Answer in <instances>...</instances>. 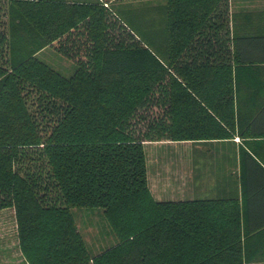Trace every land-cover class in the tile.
<instances>
[{"label": "trees", "instance_id": "16d2710c", "mask_svg": "<svg viewBox=\"0 0 264 264\" xmlns=\"http://www.w3.org/2000/svg\"><path fill=\"white\" fill-rule=\"evenodd\" d=\"M141 2L0 0V210L27 264H264L249 252L264 221L230 195L155 198L144 149L264 133V9ZM246 185L251 214L264 189ZM96 207L117 242L92 255L73 209Z\"/></svg>", "mask_w": 264, "mask_h": 264}, {"label": "rangeland", "instance_id": "374dc122", "mask_svg": "<svg viewBox=\"0 0 264 264\" xmlns=\"http://www.w3.org/2000/svg\"><path fill=\"white\" fill-rule=\"evenodd\" d=\"M133 1L132 5H142V0ZM252 6L256 9H264V0H233L231 4L233 11L252 9ZM38 57L65 76H70L75 70L73 62L51 47L41 50ZM137 126L143 130L142 122ZM144 149L148 184L155 198L166 200L170 197L167 194H178L184 190L188 194L179 196L183 199L223 196L220 190L215 188V174L212 172L215 167L211 164L215 161L213 150L209 152L199 148L193 150V146L189 143L171 140L146 141ZM194 165L201 168L199 169L200 174H198L201 181L199 185L189 180L193 175L190 173L191 167ZM73 214L92 255L100 253L117 242L101 208L73 209ZM0 264H27L18 246L12 208L0 210Z\"/></svg>", "mask_w": 264, "mask_h": 264}, {"label": "crops", "instance_id": "0c3cea01", "mask_svg": "<svg viewBox=\"0 0 264 264\" xmlns=\"http://www.w3.org/2000/svg\"><path fill=\"white\" fill-rule=\"evenodd\" d=\"M232 1L233 0H230L231 10ZM248 10L261 9H256L253 7L252 9ZM258 24L259 23L254 21L253 23L249 24V26H253V28H256ZM183 142L189 143L191 146H193V150H195L196 148H199L200 150H203L205 152L213 150V152L215 153V161L211 164L215 167L212 171L215 174V188L217 190H220L221 195H230L238 197L240 201L242 200V216L245 223L249 221H264V197L260 198L257 201V205H253L257 209L251 214H248L246 212L247 205L244 201V190L247 188V183L249 184V187L253 189V191L257 190L258 192L259 189H264V175H259V171L253 173V170H246V164L244 161V153L248 152L258 161H260L262 165H264V133L238 134L237 132H235L233 137L224 140ZM199 169L201 168L196 167L195 165L194 167L192 166L190 174L193 173V175L191 176V179H189L192 183L198 185L201 182L198 175L200 174ZM247 175H249V180L245 181ZM187 194L188 193H185L184 190L182 193H169L167 195L170 196L168 199L177 200L183 199L179 196ZM249 252L253 254H258L261 252L264 253V228H261L260 230L255 232L252 235V238L249 239Z\"/></svg>", "mask_w": 264, "mask_h": 264}]
</instances>
